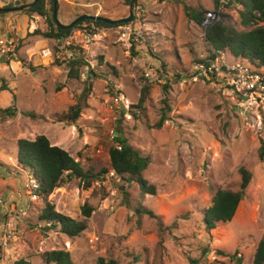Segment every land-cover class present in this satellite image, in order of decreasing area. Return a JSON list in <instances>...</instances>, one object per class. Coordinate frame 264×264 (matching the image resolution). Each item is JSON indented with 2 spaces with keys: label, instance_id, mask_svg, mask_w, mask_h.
I'll return each instance as SVG.
<instances>
[{
  "label": "rangeland",
  "instance_id": "obj_1",
  "mask_svg": "<svg viewBox=\"0 0 264 264\" xmlns=\"http://www.w3.org/2000/svg\"><path fill=\"white\" fill-rule=\"evenodd\" d=\"M220 1L138 0L132 22L141 33L130 47L118 33L120 26L99 32L86 44L78 31L81 25L64 40L28 33L19 42L17 60L0 56V109L16 106L20 113L35 116L18 113L7 118L0 113V199L4 202L0 264L20 260L47 264L45 253L54 250L69 251L76 264H96L101 257L119 264H208L212 253L216 255L212 264H253L252 253L264 236V159L259 157L264 122L261 127L245 128L222 85L183 82L194 66L211 55L205 28L187 16L185 7L219 11L226 16L221 19L238 32L247 31L240 7L230 3L221 8ZM8 2L7 7L15 5L13 0H0V8ZM99 8L113 19L130 15L127 0H58L57 17L67 25L77 13L91 15ZM48 12L51 16L50 8ZM49 27L42 20L37 29L46 32ZM45 48L52 50V57L42 56ZM79 56L88 65H76L79 77H71L72 62ZM147 84L151 90L139 108ZM115 86L131 103L126 115L114 114L110 95ZM78 109L80 116L72 121ZM163 114L167 121L158 127ZM111 128L121 129L119 136L150 159L143 178L156 188V195H144L137 183L108 175ZM38 136L67 151L85 171L101 172L103 177L88 189L80 180L69 181L31 202L27 182L32 175L16 164L17 143ZM241 167L253 173V180L234 222L250 227L243 232L236 229L245 242L228 248L220 244L217 229L228 228L229 223L210 235L203 211L211 206L217 189H239ZM47 201L57 212L78 221L84 219L83 206H91L88 229L74 238L47 230L48 225L37 222ZM28 207L26 216L19 217L18 212ZM144 209L156 217L150 218ZM6 221L18 233L3 245Z\"/></svg>",
  "mask_w": 264,
  "mask_h": 264
},
{
  "label": "trees",
  "instance_id": "obj_2",
  "mask_svg": "<svg viewBox=\"0 0 264 264\" xmlns=\"http://www.w3.org/2000/svg\"><path fill=\"white\" fill-rule=\"evenodd\" d=\"M131 0H127L130 3ZM164 1V0H159ZM32 0H23V3L28 4ZM51 5L53 15V0L48 1ZM219 0H217L218 4ZM231 3L240 7V18L242 25L247 29L246 32H238V30L227 23L225 20H220L212 25L205 27V39L210 45V53L206 59L199 63H208L213 61L216 54L228 51L235 59L246 60L257 67H264V0H232ZM47 0H39L37 4L25 10L23 13L32 16L38 15L46 18L50 23V28L46 32L36 30L35 36L50 39H67L71 36L74 29H77L83 23L73 29H61L54 21V17L49 15L47 8ZM7 6H4L5 8ZM187 16L196 24L202 25L206 12L194 11L190 7H185ZM7 13H0L4 16ZM222 17H226L220 14ZM92 21H85L90 23ZM98 26L118 27L124 24L109 25L104 22H94ZM134 43V42H132ZM88 65L84 63L82 57H78L72 62L71 77H79V70H75V66ZM165 68V65H163ZM169 86H165L167 92ZM3 88L2 90H5ZM151 86L147 84L141 93L139 100V108L143 107L146 102ZM15 100V97H14ZM0 113L7 118H14L20 113L16 106L0 109ZM27 117L34 118L32 112L20 113ZM136 115V114H135ZM80 116V110L75 111V115L71 118L72 121ZM167 121V115L163 114L158 127H162ZM121 129L117 128V141L122 145V150L111 148L110 169L114 170L121 179L128 183H137L140 186L141 192L144 195H156V188L150 185L143 178V172L148 168L150 159L143 156L139 150L128 144L127 140L119 136ZM259 157L264 159V146L259 149ZM16 164L22 170L40 183V195L46 197L53 191L72 180H80L84 184V188L91 187L94 181H99L103 177L102 173H95L94 170L85 171L81 165L67 151L58 147L52 146L46 136H38L35 140L20 139L17 143ZM241 182L238 190L222 189L216 190L211 206L203 211V224L205 230L211 235L220 224H226L233 220L238 210L240 203L245 199L247 190L253 180V173L244 167L240 170ZM94 209L89 205H84L82 214L84 219L81 221L74 220L71 217L61 214L55 210L54 205L46 202V207L38 216L37 222H42L47 226V230H57L62 234L74 238L78 237L88 229V220L91 218ZM142 214L141 210L137 211ZM144 214L150 218H155L156 215L147 209L143 210ZM45 226V227H46ZM1 257V256H0ZM45 261L47 264H76L69 251L54 250L45 253ZM15 264H30L24 260H20ZM96 264H119L115 259L99 258ZM195 264V263H193ZM253 264H264V236L258 243L254 255Z\"/></svg>",
  "mask_w": 264,
  "mask_h": 264
},
{
  "label": "built area",
  "instance_id": "obj_3",
  "mask_svg": "<svg viewBox=\"0 0 264 264\" xmlns=\"http://www.w3.org/2000/svg\"><path fill=\"white\" fill-rule=\"evenodd\" d=\"M17 1L19 0H13V3L15 4ZM231 1L232 0H221V8L230 4ZM6 6H10V3L8 2ZM220 19L221 15L219 11H209L205 15L202 26L205 28L220 21ZM109 28L110 27L98 26L94 22H84L82 27L79 28V32L84 37L86 44H89L95 40L99 32L104 33L105 30ZM137 31V28L134 27V22L124 24L118 28L121 39L129 47L132 42L139 39L141 32ZM1 36L0 56L5 57L7 61L17 60L20 54L18 50L19 42H15L7 37V35ZM42 56L52 57L53 52L51 49H44L42 51ZM229 57L233 58L228 51H225L216 54V57L211 62L198 63L193 67L189 78L187 79L188 76L184 77L183 82H208L215 85H222L227 91V96L235 103L238 115L244 122L245 128L254 129L261 127L264 122V67H257L248 61L245 63L244 60H237L235 58H233L234 61L230 62L228 59ZM110 102L116 116L126 115L124 111L131 108L130 101L116 86L112 88ZM108 137L113 143V148L122 150L121 143L117 141L118 134L115 128L108 130ZM99 153H102V151L100 150ZM108 175L112 178H120L112 169L109 171ZM27 185L29 188L28 194L30 201H38L41 198L40 183L30 176ZM2 205H4V202L0 199V206ZM28 209L29 207L25 211L20 210L18 212L19 217L26 216V211H28ZM5 211L7 212L8 218H10L12 215L11 209L7 207ZM7 221L3 223L6 227L5 231L3 229V245H6L8 240L16 238L18 233L16 226H13ZM215 256V253L211 254L208 264H212L216 260Z\"/></svg>",
  "mask_w": 264,
  "mask_h": 264
},
{
  "label": "crops",
  "instance_id": "obj_4",
  "mask_svg": "<svg viewBox=\"0 0 264 264\" xmlns=\"http://www.w3.org/2000/svg\"><path fill=\"white\" fill-rule=\"evenodd\" d=\"M48 1L49 0H47V3H48L47 8L51 9V5H50V3ZM140 1H142V2L148 1L149 2L150 0H140ZM22 3H23V1H22ZM84 6L85 7H91L92 4H84ZM101 10L102 9L99 8L97 11H95L91 15L102 16L103 14L101 13ZM20 13H23V12H20ZM83 14H88L89 15L88 12L81 11L80 13L76 14L75 18H77V17H79V16H81ZM4 16H6V17H4ZM4 16H3V18H0L1 19L0 20V36L1 35H3V36L7 35V37L11 38L15 42L16 41L20 42L22 39H25V37L28 35V33H31V35H32L36 30H38L37 29L38 22H40L42 20H45V21L47 20L46 18H43V17L38 16V15L28 16V15H26L24 13H23V15L14 14V13H7ZM22 16H24L25 18H23ZM26 16H28V17L26 18ZM103 16L105 17V15H103ZM0 17H2V16H0ZM28 19H29V21H28ZM111 19H113V18H111ZM70 21H72V20H69V22L66 23V24H70ZM78 31H79V29H78ZM43 39H50V38H43ZM50 40H53V39H50ZM60 40H62V39H60ZM45 49H50V48H45ZM240 60H242V59H240ZM239 208H240V205L238 207V210L236 212L235 217L233 218V220L231 222H229V227L228 228L217 229L218 235L220 237V240H219L220 244L225 245V246L227 245L228 248H233L235 246H239V244L245 242V241H243V238H244L243 234H238L237 230L240 231V232H243V230L245 228H247V227L249 228L250 227V226H248L249 225L248 223L243 227V224H240L239 222H234L235 219H236V216L238 214ZM215 230H213V231H215ZM256 246H258V245H256ZM256 248L257 247L254 248V251L252 253V260H254V255H255V252H256Z\"/></svg>",
  "mask_w": 264,
  "mask_h": 264
},
{
  "label": "water",
  "instance_id": "obj_5",
  "mask_svg": "<svg viewBox=\"0 0 264 264\" xmlns=\"http://www.w3.org/2000/svg\"><path fill=\"white\" fill-rule=\"evenodd\" d=\"M39 0H34L32 3L29 4H23L22 1H17L15 3V6L13 7H5L0 8V13H18V12H24L25 10L34 7ZM138 0H131L130 2V15L126 18L121 19H111L109 17L104 16H96V15H88L83 14L79 17H77L73 22L67 25H63L58 20V0H53V17L54 21L57 24V26L61 29H73L74 27L78 26L80 23H83L85 21H92V22H104L109 25H118V24H127L133 21L134 18V10L135 6L137 5Z\"/></svg>",
  "mask_w": 264,
  "mask_h": 264
},
{
  "label": "clouds",
  "instance_id": "obj_6",
  "mask_svg": "<svg viewBox=\"0 0 264 264\" xmlns=\"http://www.w3.org/2000/svg\"><path fill=\"white\" fill-rule=\"evenodd\" d=\"M24 4V3H23ZM15 6V5H14Z\"/></svg>",
  "mask_w": 264,
  "mask_h": 264
}]
</instances>
